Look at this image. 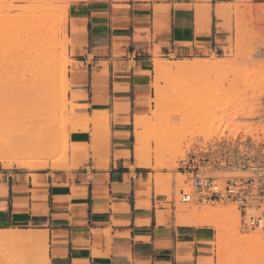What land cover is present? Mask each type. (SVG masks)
I'll return each instance as SVG.
<instances>
[{
    "label": "crops",
    "instance_id": "1",
    "mask_svg": "<svg viewBox=\"0 0 264 264\" xmlns=\"http://www.w3.org/2000/svg\"><path fill=\"white\" fill-rule=\"evenodd\" d=\"M235 2L75 0L73 98L110 105L108 160L102 169L39 174L35 186L28 174L0 172V229L45 236L47 264H205L213 248L199 238L211 233L175 225L157 207L164 199L146 194V168L137 166L135 142L133 166L130 140L155 57L221 52Z\"/></svg>",
    "mask_w": 264,
    "mask_h": 264
},
{
    "label": "rangeland",
    "instance_id": "2",
    "mask_svg": "<svg viewBox=\"0 0 264 264\" xmlns=\"http://www.w3.org/2000/svg\"><path fill=\"white\" fill-rule=\"evenodd\" d=\"M76 9L75 0H0V128L4 129L9 124L6 128L9 131L12 128L15 133L24 124L25 130H29L33 121L32 125L36 128L35 118L39 120L35 129L38 133H50L52 139L56 138L53 139L54 148L49 151V157L62 163L67 161V167L62 170L20 171L0 166V172L18 171L28 174L34 186L39 174L69 173L90 166L102 169L109 156L110 131L108 134L107 124L101 120L102 113H107L110 129L111 110L107 100L91 103L87 97L79 100L73 98L76 93L72 91V84L75 81L70 78V74L80 65L73 60V50H69L72 43L68 26L70 23L73 25L76 19ZM225 20L229 35L221 52L207 53L203 58L176 60L173 56L170 59L156 56L153 60V63L221 62L225 66L172 76L152 69L150 92L144 97L141 112L135 114L145 120V126L139 130L144 147L142 161L151 164V168L141 170L146 177L144 182L151 185L146 189V194L149 195L153 190L155 196L164 199L157 207L164 208L166 214L172 216L175 225L199 228L211 233L210 237L199 238L200 241L210 243L213 248L205 264H264V246L255 250L254 247L237 250L238 247L228 243L230 238L225 237L230 232L228 225H193L192 219L182 223H178L177 219L180 212L194 213L197 208L205 205L232 207L239 216L238 231L241 236L259 234L264 238V234L259 231L245 232L240 229V215L232 205L182 204L178 199V191L184 180L178 167L188 153L199 146L214 143L221 137H235L259 129L260 122L255 118L261 115L260 102L264 96V0H236L234 4L228 5ZM33 81L35 84H31ZM21 87L22 90H19ZM38 87L39 91L35 92ZM30 92L33 94L30 95ZM23 102L30 106L25 108ZM36 106L40 108H37L41 110L40 113L44 108L46 110L39 113L40 116L36 110L38 117H30L35 110L32 107ZM7 116L10 117V123L14 120L11 124L7 122ZM78 117L89 121L85 125H77L75 121L79 120ZM96 118L100 126L92 123ZM25 119L28 121L15 129ZM15 120L20 122L17 124ZM132 126L130 146L134 166L136 160L133 154L135 141ZM106 136L108 140L104 141ZM178 144L185 149L182 156L178 155ZM217 220L223 222L225 219L219 217ZM6 231H16L34 238L40 236L32 230L0 229V232ZM40 251L35 242L24 246L1 244L0 264H40Z\"/></svg>",
    "mask_w": 264,
    "mask_h": 264
},
{
    "label": "built area",
    "instance_id": "3",
    "mask_svg": "<svg viewBox=\"0 0 264 264\" xmlns=\"http://www.w3.org/2000/svg\"><path fill=\"white\" fill-rule=\"evenodd\" d=\"M259 129L202 145L187 154L178 172L182 204H229L240 215L242 231L264 234V96Z\"/></svg>",
    "mask_w": 264,
    "mask_h": 264
},
{
    "label": "bare ground",
    "instance_id": "4",
    "mask_svg": "<svg viewBox=\"0 0 264 264\" xmlns=\"http://www.w3.org/2000/svg\"><path fill=\"white\" fill-rule=\"evenodd\" d=\"M224 66H225V63H221V62L196 63V62L183 61V62L166 63V62H161V61H155L153 63V69L155 72L163 73L167 76L180 75V74H184V73L194 71L197 69H201V70L206 69V68H209V69L215 68L216 69V68H221ZM59 73H60V71H59ZM63 75H64V73H62V76ZM31 76H33V74H31ZM31 84H35L34 81ZM36 85H33V86H36ZM22 87L19 88V90L20 89L22 90ZM27 87L29 88V86H27ZM15 89H17V88H15ZM35 89H33V90H35ZM37 89L38 90H35V92L39 91V87ZM24 91H26V89ZM30 91H31V89H30ZM13 92L15 93V91H13ZM28 93H29V91H28ZM31 94H33V93L30 92V95ZM34 101H35V99H34ZM36 101H39V100L37 99ZM42 103H44V102H42ZM25 104H27V103H25ZM28 104L24 105V102H23V106H25V108H28L26 106H30ZM33 104H35V103H33ZM35 105H37V104H35ZM41 106H42V104H41ZM44 107H46V105ZM37 108H38V106H36V108L32 107V109H35V110L32 111L33 116L31 115L30 117H33V118L36 116L38 117L41 110H38L40 108H38V109ZM46 109H47V107H46ZM46 109L44 108V110H46ZM36 110H37V112L39 111L38 115H36L37 114ZM44 110L42 112H44ZM24 112H26V111H24ZM202 115H204V113ZM26 116L27 115H25V117ZM25 117H23V118H25ZM101 117H100L101 120H103L102 122H104V123L106 122L105 124H107V126L106 125L105 126L107 127V131H109V127H108V123H107V119H108L107 113H102ZM8 118H10V117L7 116V120H8ZM77 119H79V120L75 121V124H77V125H85L89 121L87 118H79L78 117ZM9 120L7 121L8 123H10ZM21 120H24V119L21 118ZM25 120L26 121H22L21 123H19L20 120H19V122H16V120H15V122L17 124L19 123V125H17L18 127L16 126L15 129H18L20 124H23L24 122L26 123L28 121V119H25ZM33 120H36V122L39 121L35 118ZM93 120H94V118H93ZM98 120L99 119H97L96 121H93L92 123L95 122L97 124L96 126H100L99 125L100 123L97 122ZM42 121L43 120H41V122ZM36 122H35V124L38 125L39 122L38 123H36ZM52 123H54V122H52ZM14 124L15 123H13V125ZM32 124H34V121H33V123L32 122L30 123V125L34 128L29 126L31 128L29 130L26 129L27 132L25 130L26 127H24L25 124L23 125L24 128L22 127L23 129L20 127L22 130H25L24 132L21 131V129H18L21 132H18V130H17L14 133V131L11 130L12 126L9 127V129L11 128L9 131L8 128H6L9 126V124L8 125L6 124L7 126L4 128V129H6V131L3 129V127L0 128V130L5 131L9 135V137H7L8 136L7 134H6L7 136L6 135L4 136L5 132H4V134H3V131L0 132L1 133L0 134V166L5 168V169L6 168H10V169L16 168L20 171L62 170L63 168H66L67 167V161L65 163L64 162L62 163V162H58L56 159L54 160L52 158V156L49 157V151L51 150V148H54L53 146H54L55 141H53V139L55 140L56 138L52 139V135H50V133H49V135H46L45 133H44L45 135L44 134L42 135V132L38 133L37 132L38 130H35V129H37V125L35 128V126H33ZM43 125H45V123ZM144 126H145V120L142 119L141 117L135 116V120H134V128L135 129L134 130H135V143H136L135 154L138 158L137 166L147 169V168H151V164L149 162H143L142 161L144 147H143V140L140 136L141 133L139 132V130L142 129ZM101 128H102V126H101ZM33 129H34V131H33ZM7 130H8V132H7ZM9 133H11V135ZM53 133H55V132H53ZM105 138H107V136ZM57 147H59V146H57ZM53 151H54V149L52 150V152ZM177 152H178L179 156L184 155V152H185L184 147L179 146V144H178L177 145ZM58 153H59V151H58ZM65 160H67V159H65ZM177 217H178L177 218L178 223L186 222L189 219H192L193 225H198V224H204L205 225L206 224V225L214 226V227H218L220 223H224V224L228 225L229 226L228 231H230V232H227L225 234V237L227 236L230 238V240H227V241H229L228 243H230V245L232 243L233 245L238 247L237 250H239V248H241V249L245 248V250H246L247 247L250 249H251V247H254L253 249L255 250V248L257 249V247L264 246V238L261 235L259 236V234H257V235L253 234V235H249V236H241L239 234V231H238L239 216L235 213V211L232 207L223 208L222 206H206L205 205L204 207L197 208L194 211V213L180 212ZM219 217H222L225 220H223V222H222V220L221 221L217 220V218H219ZM33 242H35V244H37L38 247L42 251V252L40 251V253H41L40 254L41 258L39 261V262H41L40 264H47V244H46V237L45 236L40 235L39 237L34 238V237L27 235V234H23V233H19V232L17 233L16 231L15 232H10V231L0 232V245L5 244V243H12V244L15 243V244L24 246V245H28L31 243L33 244ZM229 247L230 246H228V248ZM231 247H233V246H231ZM234 249H235V247H234ZM38 254H39V250H38ZM35 257H37V256H35ZM38 259H39V256H38Z\"/></svg>",
    "mask_w": 264,
    "mask_h": 264
}]
</instances>
